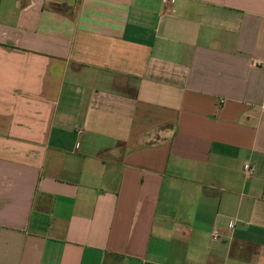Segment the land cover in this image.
Here are the masks:
<instances>
[{"label":"crops","instance_id":"crops-1","mask_svg":"<svg viewBox=\"0 0 264 264\" xmlns=\"http://www.w3.org/2000/svg\"><path fill=\"white\" fill-rule=\"evenodd\" d=\"M0 264H264V0H0Z\"/></svg>","mask_w":264,"mask_h":264},{"label":"built area","instance_id":"built-area-1","mask_svg":"<svg viewBox=\"0 0 264 264\" xmlns=\"http://www.w3.org/2000/svg\"><path fill=\"white\" fill-rule=\"evenodd\" d=\"M169 1L171 0H166V3ZM245 173L247 176H253L255 173L254 167L251 165L246 166ZM213 238L214 240H218V236L216 234L213 236Z\"/></svg>","mask_w":264,"mask_h":264}]
</instances>
